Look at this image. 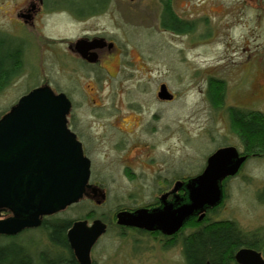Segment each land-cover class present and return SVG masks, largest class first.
Listing matches in <instances>:
<instances>
[{
	"label": "rangeland",
	"instance_id": "obj_1",
	"mask_svg": "<svg viewBox=\"0 0 264 264\" xmlns=\"http://www.w3.org/2000/svg\"><path fill=\"white\" fill-rule=\"evenodd\" d=\"M117 1L120 12L115 26L125 33L127 93L120 88L110 96L109 90H104L102 123L121 120L131 111H127L126 102L137 104L138 110L131 113L133 123L138 119L140 126L158 113L156 132H145L142 127L139 132L141 143L151 147L141 157L148 154L159 158L151 168H165L166 164L162 166L159 161L172 159L177 172L185 167L196 174L217 147L231 145L242 149L228 110L238 108L264 114V0H126V10ZM11 3L2 0L0 4V30L21 36L20 29L12 24ZM165 4L178 21L191 22L190 32L175 34L164 29L159 18ZM41 32L45 44L55 47L56 28L49 26ZM36 45L31 43L27 48L21 73L11 84L1 87L0 112L23 94L29 74H38L56 84L55 61L41 53L40 47L37 50ZM159 82L166 83L175 93L173 120L168 115L171 107L159 105L155 99ZM215 87V95H222V101L213 104L208 93L215 91ZM110 138L117 137L114 134ZM116 154L109 153L107 162L116 159ZM145 187L111 189L107 204L97 208V212L142 203L153 192L151 186ZM263 189L264 155L250 157L226 185L218 213L210 216L234 222L245 233L264 235ZM88 209L86 204H80L63 216L73 219ZM194 227L192 224L191 228ZM18 240L30 242L35 255L49 249L48 239L38 232ZM163 242L152 235L119 231L113 224L91 256L97 264H184L180 247L164 249ZM3 243L4 239H0V245Z\"/></svg>",
	"mask_w": 264,
	"mask_h": 264
},
{
	"label": "flooded vegetation",
	"instance_id": "obj_2",
	"mask_svg": "<svg viewBox=\"0 0 264 264\" xmlns=\"http://www.w3.org/2000/svg\"><path fill=\"white\" fill-rule=\"evenodd\" d=\"M10 1L14 13V17L11 15L12 24L20 29L22 34L14 35L0 30V42L11 43L9 45L13 44L19 50L20 63L17 74L24 68L27 48L33 43L37 44L35 46L37 50L40 47L41 53L53 58L56 63L57 79L56 84L53 85L49 79L39 77L38 74L26 76L23 94L0 112V132L9 127L14 114L22 105L21 99L35 91H48L53 97H62L65 103L62 108L66 107V112L62 117L55 119L49 117L39 119L35 112L31 111L32 117L27 126L29 131L17 137L7 150L0 151V158L5 161L14 160L20 155L29 156L30 159L26 169L11 185L12 188L18 187L16 197L11 194L8 203L0 205V222L12 219L27 221L32 218H37L39 221L37 227L25 228L15 235H0V238L19 239L25 234L38 232L48 239L50 227L58 222L69 224L66 231L67 238V232L75 222H84L85 226L90 228L94 222L99 221L105 225V232L99 236L90 250L91 264H97L91 256L92 251L100 244L113 224L119 231L130 230L139 235H152L164 241L165 245L178 246L181 249V238L191 234L193 223L218 222L216 216L214 218L210 214L218 211L225 197L226 185L238 175L250 157L256 158L253 154L245 153L243 145L242 149L235 148L240 156L245 157V161L234 176H228L219 183L221 202L215 207H205L202 211L194 212L175 234L167 236L159 230L146 232L116 224L117 215L122 212L130 214H135L138 210L152 212L162 210L164 207L175 211L183 205H189L192 181L206 168L207 158L218 149L231 146L217 147L208 155L204 166L196 174H192L190 169L185 167L182 168V172H177L172 159H168L167 162L159 161L162 166L166 164L165 168H151L159 158L148 154L145 155L146 158L141 157L142 153H146V150L150 151L151 147L141 143L139 132L140 127L145 132H156L155 121L158 113L152 114L140 126L138 119L136 123H133L134 115L131 113L138 110L137 104L126 102L127 111L128 109L131 111H128L121 120L102 123L105 114L103 108L106 107V103H101L104 90H109L110 96L117 94L120 88L123 93H127L125 74L128 60L123 43L125 33H123L124 29L117 31L115 26L116 16L120 12L117 9L118 1ZM125 1L119 0L126 10ZM167 9L169 10V7L165 4L159 18L162 26L167 17ZM182 23L186 26L184 32L163 27L175 34H187L191 31V22L187 20ZM109 24L112 29L109 28ZM49 26L57 30L58 40L55 47L45 44L41 32ZM15 76L8 81L10 84ZM161 86H165L168 98L159 97ZM154 95L159 105L171 107L172 111L168 115L171 114V120H173L175 93L166 83L159 82L155 87ZM114 134L117 137L116 140L110 138ZM109 153H117V158L107 162ZM109 167L112 169L110 170ZM44 173L57 177L59 174H71L75 178L73 185L80 190L76 201L55 208L51 214H39V201L43 191L49 186V179L45 180ZM81 173H84L83 177L79 175ZM40 181L42 184L39 183ZM130 185L132 187L139 185L144 188L148 186V189L151 186L150 189L153 192L150 197L145 196L144 201L137 205L117 206L112 211L108 209L105 212H97V208L107 204L108 191L124 186L130 187ZM38 187L41 191L34 195ZM32 194V199L29 200ZM80 204H86L89 207L85 214L73 219L64 218L63 215ZM257 244L259 249L255 251L259 252L264 259V235L259 236Z\"/></svg>",
	"mask_w": 264,
	"mask_h": 264
},
{
	"label": "water",
	"instance_id": "obj_3",
	"mask_svg": "<svg viewBox=\"0 0 264 264\" xmlns=\"http://www.w3.org/2000/svg\"><path fill=\"white\" fill-rule=\"evenodd\" d=\"M160 98H168L165 86H161ZM22 104L13 116V119L5 131L0 132V151L7 150L17 137L25 135L29 131V119L34 111L37 118L62 117L66 107L62 97H53L48 91H35L21 99ZM60 109L62 111L60 112ZM29 156H18L11 161L0 158V205H6L11 194L16 197L18 187L12 188L13 182L22 174L29 164ZM244 156H240L237 149L227 146L218 149L207 158V165L202 174L193 179L190 188V204L183 205L171 211L167 207L162 210L147 212L138 210L135 214L126 212L117 215V225L136 228L148 232L161 231L167 236L175 234L184 221L194 212L202 211L205 207H215L221 202L220 181L228 176H234L243 162ZM81 177L84 173L79 174ZM21 178V177H20ZM44 178L49 179V186L43 191L38 204L39 214H51L57 207H63L76 201L80 190L73 185L75 178L71 174H59V177L44 173ZM82 182V181H81ZM42 184V182H39ZM38 187L34 195L39 193ZM33 194L29 197L31 200ZM30 202V201H29ZM39 225L37 218L27 221L8 220L0 222V235H15L25 228H33ZM105 232V225L96 221L89 228L84 222H75L67 232V240L74 256L79 264H91L90 250L94 242ZM237 264H264L261 254L255 250L242 248L234 257Z\"/></svg>",
	"mask_w": 264,
	"mask_h": 264
},
{
	"label": "trees",
	"instance_id": "obj_4",
	"mask_svg": "<svg viewBox=\"0 0 264 264\" xmlns=\"http://www.w3.org/2000/svg\"><path fill=\"white\" fill-rule=\"evenodd\" d=\"M163 26L176 32H184L186 28L168 9ZM9 44L11 43L0 42V89L17 74L20 63L19 50ZM216 88L208 93L213 104L222 101V95H215ZM228 117L236 129L245 153L263 156L264 114L259 111L230 108ZM203 222L193 223L195 227L191 234L181 238L184 264H237L234 257L238 250L259 249L258 232L245 233L231 221ZM68 226L66 222L53 224L48 236L49 249L36 255L30 242L23 243L17 238H0L4 239V243L0 245V264H78L66 238ZM171 247L173 245H165L163 248Z\"/></svg>",
	"mask_w": 264,
	"mask_h": 264
}]
</instances>
